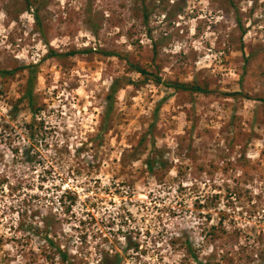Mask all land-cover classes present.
Segmentation results:
<instances>
[{
    "label": "rangeland",
    "instance_id": "rangeland-1",
    "mask_svg": "<svg viewBox=\"0 0 264 264\" xmlns=\"http://www.w3.org/2000/svg\"><path fill=\"white\" fill-rule=\"evenodd\" d=\"M6 1L0 70L15 75L0 78V262L66 264L59 247L71 264H195L189 238L211 264H264V0H179L178 15L157 10L147 24L130 0H92L97 35L73 13L85 0H50L47 45L31 12L15 20ZM128 61L159 67L162 83L123 86L100 134L112 80H141ZM33 70L35 116L21 98ZM195 78L212 93L169 85ZM153 142L166 163L155 175L144 166ZM70 188L66 212L57 199ZM220 215L237 239L212 248L202 240Z\"/></svg>",
    "mask_w": 264,
    "mask_h": 264
},
{
    "label": "trees",
    "instance_id": "trees-1",
    "mask_svg": "<svg viewBox=\"0 0 264 264\" xmlns=\"http://www.w3.org/2000/svg\"><path fill=\"white\" fill-rule=\"evenodd\" d=\"M132 4V11L135 14L136 17H140L142 20V23L147 24L149 17L157 10H160L164 13H166V17L175 16L178 15L181 12V9L177 5L179 3V0H175L173 2L172 7L167 10L166 4L169 2V0H130ZM50 4V0H7L5 4L2 7V10L5 14H7L9 17L13 19H17L22 13L24 12H31V16L33 19V29L34 31L41 37V40L45 43V45L48 44L47 40V32H48V26L47 21L49 20V16L51 15V11H47L46 8ZM63 13V12H62ZM74 14L82 15L84 17V22L88 26L87 28L93 35H97L101 25L97 23L95 20L96 16L92 12V0H85V4L81 10H73ZM95 20V22H94ZM97 49H95L96 51ZM243 50V49H241ZM91 49H85L84 52H91ZM256 53L257 50L254 49V47L249 48L248 53L244 55V65H248L251 62L256 60ZM52 53V51H49V56ZM76 54L74 51L70 53V55ZM108 56H118L115 55L114 52L107 53ZM53 56V55H52ZM123 58V57H122ZM124 57L123 59H125ZM129 62V61H128ZM129 70L132 72H135L140 75L141 80L139 81H131L130 79H124V78H114L112 82L109 85L108 93L105 97L106 105H105V111L102 117V123L100 127V134H104L108 127L107 123L109 122L111 115L114 111L115 102H116V95L120 89L123 88V86L127 85H133L135 87H139L143 84H146L148 82H152L156 85H159L162 83V78L159 75V67L156 66L154 71L147 70L146 67L143 65H140L139 63H132L129 62ZM26 68H21L20 71H24ZM246 73V70L245 72ZM15 75V72L12 70H0V78H7L12 77ZM36 80V74L35 70L28 71V77L25 82V87L23 89L22 93V99L27 102V105L29 107V110L33 114V116L37 115L38 108H37V98L34 92V81ZM130 80V81H129ZM170 87L174 91H181L189 95L193 94H202V95H209L212 93V91L209 88V83L206 81L200 82L197 78L193 79L190 83H180L177 81L170 82ZM232 99L236 100L238 97H243L245 99H250L251 97L241 93V92H234L230 93L228 95ZM258 100V99H257ZM261 102L264 103V99H259ZM34 119V118H33ZM34 121L30 122L25 125L24 130L29 135V139L31 141H34ZM151 133H147V135H143L141 139L139 140V146H141L143 143L146 142L147 138H151ZM33 147V145H31ZM143 153L141 152H135L131 156V161H138L140 156ZM27 158H30V152L26 153ZM165 161L163 160V155L161 152L158 151L155 147V143L153 142V147L149 151L146 159L144 160V166L151 175H155V170L159 168L160 170L166 168ZM224 172L228 171V167H225L223 169ZM231 193V192H230ZM229 195H225V197L229 198L233 195L231 202L239 201L240 200V193L233 192ZM77 201V195L74 189H66L61 192V195L57 199L58 204L65 208V211L68 212L72 206ZM229 202V201H228ZM227 202V204H228ZM206 207H209L208 205ZM220 219L217 221L216 224L211 225L208 227V239L205 238L202 240H208L210 244L212 245V248L215 246V241L219 240L221 243L224 241V244H228L236 242L237 235L236 233L232 234V231L230 232L227 228V225L224 223V218L222 215H220ZM207 220L205 221V224H208V219H210V215H207ZM208 226V225H207ZM206 241V242H208ZM184 246L186 250V254L188 257L192 259L195 264H211V254H209L205 259L200 260L197 253H199L198 247L192 244L189 238H187L184 241ZM225 246V245H224ZM56 253L58 254L59 258L61 259L62 263L71 264L67 260V253L65 251H62L59 247L55 249ZM225 256V255H224ZM224 259V257L222 256ZM5 259H2L0 264H4ZM10 264V263H7ZM35 264V263H34Z\"/></svg>",
    "mask_w": 264,
    "mask_h": 264
}]
</instances>
